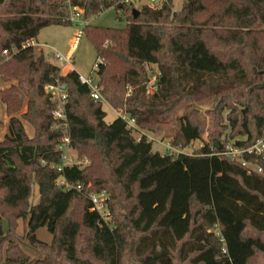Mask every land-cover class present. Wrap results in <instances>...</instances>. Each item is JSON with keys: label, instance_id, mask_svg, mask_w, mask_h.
<instances>
[{"label": "trees", "instance_id": "1", "mask_svg": "<svg viewBox=\"0 0 264 264\" xmlns=\"http://www.w3.org/2000/svg\"><path fill=\"white\" fill-rule=\"evenodd\" d=\"M155 2L138 6L135 18V4L124 0H0V72L9 66L16 80L0 91L10 116L0 140V253L8 214L26 221L31 244L66 264H247L256 250L264 253V163L249 173L215 154L231 139L220 136L221 127L197 154L153 151L123 116L105 120L102 101L90 97L73 66L22 47L46 26L71 24L68 7L85 20L114 7L126 16L125 28L83 27L111 106L137 128L154 130L178 103L206 101L215 110L210 137L229 109L237 113L228 117L232 131L245 136L235 144H252L264 128V0H183L177 11L173 0ZM145 64L159 71L153 94L145 91ZM56 79L67 84V126L52 118L44 89ZM128 84L134 90L126 97ZM20 118L33 125L32 139ZM201 122L191 113L175 118L171 144L200 139ZM67 127L72 148L88 163L58 170L55 143ZM32 183L38 201L29 205ZM86 192L105 193L108 218L92 209ZM43 227L49 244L35 236Z\"/></svg>", "mask_w": 264, "mask_h": 264}, {"label": "rangeland", "instance_id": "2", "mask_svg": "<svg viewBox=\"0 0 264 264\" xmlns=\"http://www.w3.org/2000/svg\"><path fill=\"white\" fill-rule=\"evenodd\" d=\"M61 3H67V0H60ZM183 0H173L172 9L177 11L180 9ZM158 3V2H157ZM156 2L153 4H157ZM135 8L142 4H152L149 0H139L135 1ZM66 13L69 15L71 8L68 7L65 9ZM3 9L1 10V13ZM87 22L91 26L98 27H110L123 29L127 24L126 16L123 12H117L114 7H110L93 17L86 19ZM77 24L71 22L68 25H50L42 28L37 36V40L39 43L44 44L42 47H33L35 51V55H39L43 53L48 60L51 62L63 66L62 62L56 60L53 57V52H59L63 56H71V63L73 68L77 71V73H81L84 75L90 74L93 77H96V71L93 70V65L97 60V53L86 36L85 33L78 39L75 47H72V43L74 40L75 33L77 31ZM6 54L2 53L3 60L8 57ZM144 71L146 72V81L144 82L146 94H153L156 90L157 79L159 77L158 68L153 64H145L143 66ZM10 67L7 66L5 68V73L0 72V91L7 90L11 85L16 84V80L11 78L8 74ZM134 88L131 85H127L126 87V97L127 95H132ZM102 107L106 112L105 120L110 122L115 116L122 115L128 118L127 115L120 108H114L109 104L107 99L102 101ZM240 106H235V108H239ZM23 111V110H22ZM183 113H191V116L200 119L202 122V136L200 139L194 140L189 143L185 147H181L182 152L187 154H197L199 149L205 143H211L213 138H217L216 132L220 131L219 127H221L220 136H229L231 139V143L236 140H242L245 138L244 135L237 134V129L232 131V126L228 117H235L237 113L230 112L229 109H225L222 114H220V123L219 126L213 127L215 131V135L210 137V132L213 131L211 126V117L214 116L215 110L212 104H207L206 101L192 102L189 100H185L182 103H178L171 114H163L161 115L162 123L156 125L154 130H150L146 127L144 128H134L133 134L136 138H139L141 135H145L148 140L152 142L153 151H159L161 154H171L166 149V143L169 142L173 137V134L176 132L177 127L173 124L175 118L179 117ZM20 116V115H19ZM9 115L6 113V105L5 103L0 101V140L4 137L5 133H7V125L9 121ZM22 125L24 127L26 136L29 139H32L35 136V129L33 125H31L25 119L20 118ZM135 124V123H134ZM219 136V137H220ZM181 144L172 145L173 147L180 146ZM213 149H215L212 146ZM76 150L71 151V158H77L79 161H82L80 166H85L86 159L80 158L78 156ZM175 155V152L172 153ZM31 196L28 200L29 205L35 204L38 201V189L36 183H32L31 186ZM91 193L93 192H86ZM85 195H88L86 194ZM100 194V193H98ZM7 220L10 222V232H6V225L8 224L6 220H4V229H5V238L6 240L2 244L1 253H0V264H14L13 261L10 262L9 259H16L18 262L21 261L23 264H66L62 263L60 258H57L55 253L50 252L49 250L41 247L38 244H31L27 237V227L26 221L18 219L15 221L9 214L6 216ZM13 222H15V226H13ZM250 235L254 234L251 229L247 231ZM35 236L41 241L49 244L51 242V235L47 231L45 227L40 228L36 231ZM87 257V255L85 256ZM130 264H138L135 261H132ZM247 264H264V253L260 251H255V253L248 259Z\"/></svg>", "mask_w": 264, "mask_h": 264}, {"label": "built area", "instance_id": "3", "mask_svg": "<svg viewBox=\"0 0 264 264\" xmlns=\"http://www.w3.org/2000/svg\"><path fill=\"white\" fill-rule=\"evenodd\" d=\"M139 0H124L126 4L134 3ZM154 3L156 0H149ZM83 12L78 7L71 8L69 13V20L77 24L78 28L74 36V40L72 43V47L74 48L77 44L78 39L83 35V27L87 23V21L82 17ZM42 47L44 44L39 43L35 39H30L25 41L22 44V47ZM14 51L15 48L12 47ZM7 50L4 51L6 54ZM53 57L62 62L63 64L71 63V56H63L59 52H53ZM93 70H97V62L93 65ZM78 79L80 83L87 85L90 90V97L96 101H104V96L102 94V87L98 84L97 77H93L90 74L84 75L78 73ZM45 92L49 95L51 102L54 104V107L51 110L52 118L57 121L59 124L63 126H67V115H66V104L68 99L67 92V84L65 82H61L59 79H56L53 83H48L44 86ZM119 116H122L121 114ZM126 121L128 127L135 128L134 121L123 116ZM55 149L60 154V161L58 165V170L66 165H81L82 161H79L77 158H71V151L73 150L71 145V136L68 132V127L62 132L60 137L57 139L55 143ZM166 149L172 154L175 152V155L178 153H182L181 146L173 147L169 142L166 143ZM215 154L227 158L231 162H236L246 168L247 172H261L262 165L264 163V128L262 135L257 138L250 145H237L235 142L231 143V141H227L224 145L219 148L218 151L214 152ZM251 158V159H247ZM87 163V160H85ZM76 189L80 190L81 187L78 185ZM89 199L91 200L93 207L99 214L102 215L103 218H108L107 210H106V195L105 193L100 194H90Z\"/></svg>", "mask_w": 264, "mask_h": 264}, {"label": "water", "instance_id": "4", "mask_svg": "<svg viewBox=\"0 0 264 264\" xmlns=\"http://www.w3.org/2000/svg\"><path fill=\"white\" fill-rule=\"evenodd\" d=\"M132 14H133V16L136 18L137 16H138V14H139V10L138 9H136V8H134L133 10H132ZM262 74H264V69L262 70V71H260ZM262 86H264V79H263V81H262Z\"/></svg>", "mask_w": 264, "mask_h": 264}, {"label": "crops", "instance_id": "5", "mask_svg": "<svg viewBox=\"0 0 264 264\" xmlns=\"http://www.w3.org/2000/svg\"><path fill=\"white\" fill-rule=\"evenodd\" d=\"M36 40H37V38H36ZM37 41H38V40H37ZM65 68H66V69H70V67H69V66H66Z\"/></svg>", "mask_w": 264, "mask_h": 264}]
</instances>
